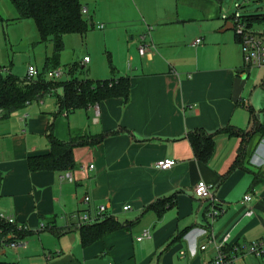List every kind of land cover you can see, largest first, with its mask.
I'll list each match as a JSON object with an SVG mask.
<instances>
[{
    "label": "crops",
    "instance_id": "1",
    "mask_svg": "<svg viewBox=\"0 0 264 264\" xmlns=\"http://www.w3.org/2000/svg\"><path fill=\"white\" fill-rule=\"evenodd\" d=\"M220 1L130 0L137 10L134 20L125 18L129 67L118 70L130 79L127 101L112 98L60 113L56 100L44 97L0 115V215L26 228L18 241L27 243L1 248V264H206L216 257L215 244L264 238V134L248 143L244 168L232 172L242 140L218 134L227 127L250 130L251 109L264 124L247 81L251 69H243L235 34L224 31L232 21ZM144 35L154 47L142 57ZM199 129L217 133L206 163L187 139ZM107 132L117 133L75 149L70 170L30 168L31 158L51 152V133L70 142L78 134ZM162 160L177 164L160 170ZM201 181L224 203L216 219L209 216L212 203L194 195ZM102 205L123 228L84 247L79 217ZM144 232L150 238L140 241ZM252 262L244 257L236 264Z\"/></svg>",
    "mask_w": 264,
    "mask_h": 264
},
{
    "label": "trees",
    "instance_id": "2",
    "mask_svg": "<svg viewBox=\"0 0 264 264\" xmlns=\"http://www.w3.org/2000/svg\"><path fill=\"white\" fill-rule=\"evenodd\" d=\"M20 20L32 19L38 29L41 42L52 41L55 45L54 61L59 60L63 50L64 37L69 34L86 36L89 32V20L86 19L85 9L81 0H10ZM248 29H254L256 24L264 26V15L241 16ZM0 20H3L0 16ZM228 20L233 21L234 16ZM264 32V31H263ZM237 41L239 40L235 33ZM50 61V60H48ZM78 66L69 68L70 79L59 81L47 79V75L39 74L35 78H26L24 81L17 79L12 74H4L0 68V115L7 118L12 113L24 109L30 103L40 100L45 96H56L59 112L73 113L78 109L94 106L102 101L112 98L128 100L130 96V79L122 77L118 80L106 81H80L75 77ZM47 71V69H46ZM50 72V71H48ZM48 74V73H47ZM63 94L59 95L58 90ZM253 126L250 130H239L227 127L218 132L242 140V146L237 159L231 168H244L248 158V143L258 134H264V124L258 119L253 109L250 110ZM117 132H107L98 135L78 134L70 142H62L53 134L49 135L51 152L49 154L33 157L29 160L31 170L42 171H67L75 167L74 151L78 147H92L103 143L108 137ZM217 134V133H216ZM216 134H208L199 129L190 132L187 139L198 161L206 163L212 156L215 147ZM171 198L161 200L162 204ZM171 207V206H170ZM123 226L113 217H105L94 224H83L81 232L84 247L101 240L106 235L122 229ZM25 231H20L15 225L5 223L0 219V249L12 241L24 238ZM1 252V250H0ZM1 264V263H0Z\"/></svg>",
    "mask_w": 264,
    "mask_h": 264
},
{
    "label": "rangeland",
    "instance_id": "3",
    "mask_svg": "<svg viewBox=\"0 0 264 264\" xmlns=\"http://www.w3.org/2000/svg\"><path fill=\"white\" fill-rule=\"evenodd\" d=\"M156 1L159 5L162 0ZM81 2L89 11L85 15L89 20V32L86 36L66 35L59 60L54 61V43L41 42L35 22L32 19H18V11L12 2L0 0V16L3 19L0 20L1 72L24 81L28 77L29 67H34L41 75H47L48 71L60 72L62 76L55 79L66 81L71 78L69 68L76 65L75 77L80 81H109L123 77L118 70L123 71L129 67L125 34L130 30V22H125V18L128 21L134 20L137 7L130 0ZM220 3L226 17L264 15V0H221ZM99 25H104L105 29L100 30ZM263 31L264 26L256 24L254 32ZM226 34L234 35L235 31L230 30ZM85 57L90 59V64H82ZM247 81L250 89L255 92L253 105L256 113L264 120V67L251 69ZM58 94L62 95L63 90L59 89ZM45 98L56 100V96L48 95ZM251 258L253 264H264L255 257ZM2 262L5 260L0 253V263Z\"/></svg>",
    "mask_w": 264,
    "mask_h": 264
},
{
    "label": "built area",
    "instance_id": "4",
    "mask_svg": "<svg viewBox=\"0 0 264 264\" xmlns=\"http://www.w3.org/2000/svg\"><path fill=\"white\" fill-rule=\"evenodd\" d=\"M83 13L86 15L88 13L87 9L83 10ZM234 25L235 33L238 37L239 44L242 49L243 61H244V70H250L253 68L264 67V32L256 33L254 29H248L247 25L243 22L241 17L234 16L232 21ZM99 29H104V26H99ZM151 31V29H149ZM150 33V32H149ZM148 36L144 35L141 37L140 44V55L145 57L148 52L154 47L152 43L147 40ZM201 40H197L195 44H200ZM90 59L85 58L84 63H89ZM39 73L34 67H29L28 78H35ZM48 78H59L62 76V73L50 71L48 73ZM177 164L174 160H162L157 164V168L160 170H170ZM94 168V166H91ZM72 180V176L68 175ZM194 195L200 200H208L214 206V209L209 214L212 219L219 217L224 210L222 205L224 204L220 199H218L212 192V188L205 182H199L194 188ZM86 202L90 201L89 197L85 198ZM252 201V196L247 195L244 197L245 203H250ZM130 210V207H125L124 211ZM107 207L105 205L97 207L94 214H82L80 215L79 222L80 224H94L100 222L106 217ZM0 219L5 223L16 225V221L13 217L0 215ZM20 231H26V228L21 226L18 227ZM42 228H45L42 226ZM144 238H150L148 232H144L139 240L141 241ZM214 243V240L212 241ZM12 249L26 248L27 243L24 241H12L8 244ZM207 245L201 247L202 251L207 250ZM216 257L206 263V264H236L237 260L244 257H255L261 260L264 263V238L257 240L251 244H238V245H228L218 246L215 244Z\"/></svg>",
    "mask_w": 264,
    "mask_h": 264
},
{
    "label": "water",
    "instance_id": "5",
    "mask_svg": "<svg viewBox=\"0 0 264 264\" xmlns=\"http://www.w3.org/2000/svg\"><path fill=\"white\" fill-rule=\"evenodd\" d=\"M228 30H234V25L232 22H229L227 26L224 28V31H228Z\"/></svg>",
    "mask_w": 264,
    "mask_h": 264
}]
</instances>
